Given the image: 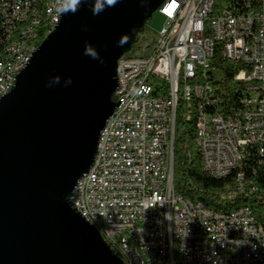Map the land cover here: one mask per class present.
Segmentation results:
<instances>
[{"label":"built area","instance_id":"built-area-1","mask_svg":"<svg viewBox=\"0 0 264 264\" xmlns=\"http://www.w3.org/2000/svg\"><path fill=\"white\" fill-rule=\"evenodd\" d=\"M59 8L55 0L53 8L40 0H0V18H7L0 41L23 15L32 18L20 54L3 55L0 97L17 76L9 64L27 66L22 47H33L55 28ZM158 13L166 24L150 45L118 60L117 107L100 134L95 163L70 201L124 264H139L141 253L150 254V264H264V230L252 212L216 215L175 198L174 149L167 139L182 101L195 112L193 138L207 174L214 166L241 173L264 163V0L252 8H244V0H167ZM226 13H235V20H226ZM205 28H213L215 41H223L221 57L237 68L232 81L241 96L228 115L221 110L222 90H216L221 74L207 66ZM238 190L257 192L254 184Z\"/></svg>","mask_w":264,"mask_h":264},{"label":"water","instance_id":"water-1","mask_svg":"<svg viewBox=\"0 0 264 264\" xmlns=\"http://www.w3.org/2000/svg\"><path fill=\"white\" fill-rule=\"evenodd\" d=\"M165 1L118 0L93 15L87 0L61 14L0 97V264H124L70 197L117 107L118 60ZM86 44L102 64L84 55Z\"/></svg>","mask_w":264,"mask_h":264},{"label":"trees","instance_id":"trees-1","mask_svg":"<svg viewBox=\"0 0 264 264\" xmlns=\"http://www.w3.org/2000/svg\"><path fill=\"white\" fill-rule=\"evenodd\" d=\"M149 22V21H148ZM137 36L136 45L150 33L148 26ZM45 35H39L36 47H39ZM134 47V46H133ZM132 47V52H133ZM223 45L216 43L210 67H214L221 74L216 78V90H222L223 102L221 110L228 115L231 108L237 105L241 96V87L233 83V76L237 72L236 65L221 57ZM131 52V53H132ZM189 116V119H188ZM182 129L181 132L179 130ZM195 129V112L191 106L179 101L176 110L175 136L173 143V187L177 197L199 203L204 209L216 213H230L238 208H249L256 222L264 228V163L257 162L247 168V172L234 171L225 179H216L207 174L202 168V157L196 141L193 138ZM254 167V169H252ZM254 170V174H252ZM243 175L244 185L254 184L256 193L245 196L239 194L241 187L237 178Z\"/></svg>","mask_w":264,"mask_h":264},{"label":"bare ground","instance_id":"bare-ground-1","mask_svg":"<svg viewBox=\"0 0 264 264\" xmlns=\"http://www.w3.org/2000/svg\"><path fill=\"white\" fill-rule=\"evenodd\" d=\"M167 2V0L165 1ZM165 2L163 4H165ZM242 3V0H228V4L231 5H239ZM253 5H259V0H244V8H252ZM40 6H44V8H53V0H40ZM60 0H55V7H60ZM60 16H57V19L54 20V27L59 23ZM226 20H235V13H226ZM0 27H7V18H0ZM30 29H32V18L31 15H23V18L20 19V24H18V27H9L8 32H6L5 37H3L2 41H0V69L1 64H3V55L6 53H9L12 51V54H20V44L21 39L26 36V34H29ZM52 30H47V35ZM46 35V36H47ZM205 38L206 40V62L207 66H210L212 57L214 55V50L217 42H220L223 45V41H215V33L213 32V28H205ZM37 40L35 41V44H33V47L30 48V46H23L21 50V59H22V65H28L33 53L38 49L36 47ZM25 67H16V64H9V71H16V75L19 74L21 70H23ZM14 82H7L5 84V88H1V97L6 95L10 90L13 88ZM174 136L175 131H167V139H168V145H173L174 143ZM197 147L200 150V145H198V142L196 141ZM202 157V154H201ZM93 163H95V157L93 160ZM93 167V164L91 168ZM90 171V170H89ZM235 171V166H214L213 168V174H209L211 177L216 179H225L230 174H232ZM215 175V176H214ZM243 175H240L237 178L238 183L240 186H242L243 182ZM172 190L174 191L173 183H172ZM175 198H180L175 195ZM200 205V204H199ZM200 207H202L200 205ZM207 210V209H204ZM209 211V210H207ZM240 211H250L249 208L241 207L238 208L230 213H216L209 211L210 213H215L216 215H228V214H237L240 213ZM80 214V213H79ZM83 218V216L81 215ZM256 225L259 226V228H262L264 230L263 226L258 224L256 222ZM102 236V233H100ZM103 240L105 241V237L102 236ZM114 255L118 257L117 254H115L114 249H110ZM121 259V257H119ZM123 262V260H122ZM139 264H150V254L148 253H141V258H139Z\"/></svg>","mask_w":264,"mask_h":264},{"label":"clouds","instance_id":"clouds-1","mask_svg":"<svg viewBox=\"0 0 264 264\" xmlns=\"http://www.w3.org/2000/svg\"><path fill=\"white\" fill-rule=\"evenodd\" d=\"M87 2V0H60V8L58 11L61 14H68V13H76L81 4ZM118 0H93L91 11L93 15H99L102 13L107 7H114L117 4ZM127 42V38H122L118 41L117 46H122L124 43ZM84 55L91 57L94 60H98L101 64L104 62L103 59L99 56V53L95 50V48L90 45H85ZM60 77L55 76L49 79L48 83L45 85L46 87H52L53 84H59ZM72 84L71 78H67L64 80V86L67 87Z\"/></svg>","mask_w":264,"mask_h":264},{"label":"rangeland","instance_id":"rangeland-1","mask_svg":"<svg viewBox=\"0 0 264 264\" xmlns=\"http://www.w3.org/2000/svg\"><path fill=\"white\" fill-rule=\"evenodd\" d=\"M165 24L166 20L158 12H156L148 22V26L150 27V36L149 34H147L146 39L143 41V43L140 44L141 49H137V44L134 45V54L142 53L144 48L146 46H149L151 43V40L149 38H151L152 35H156V32H158L163 26H165Z\"/></svg>","mask_w":264,"mask_h":264}]
</instances>
